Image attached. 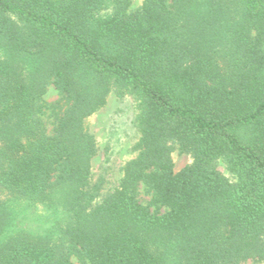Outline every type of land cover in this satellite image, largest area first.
I'll return each mask as SVG.
<instances>
[{"label":"trees","instance_id":"trees-1","mask_svg":"<svg viewBox=\"0 0 264 264\" xmlns=\"http://www.w3.org/2000/svg\"><path fill=\"white\" fill-rule=\"evenodd\" d=\"M133 3L0 0V264H264V0ZM110 96L134 155L106 190Z\"/></svg>","mask_w":264,"mask_h":264},{"label":"rangeland","instance_id":"rangeland-1","mask_svg":"<svg viewBox=\"0 0 264 264\" xmlns=\"http://www.w3.org/2000/svg\"><path fill=\"white\" fill-rule=\"evenodd\" d=\"M142 0H134L133 7L141 6ZM47 103L55 102L59 99L58 92L54 86L49 88L44 97ZM134 104L132 99L120 102L116 97L110 96L107 104L98 113L94 114L86 121V127L94 135L98 144V153L93 159V181H97L101 175L105 176V189L114 188L122 177V167L125 162L132 158V144L134 141V128L132 125ZM51 129L52 119L49 114L44 116ZM175 171H181L191 162L187 154L178 151L173 154ZM219 170L228 176L224 165L219 166ZM143 198L149 196L142 193ZM75 264H81L74 258ZM244 264H256L248 261Z\"/></svg>","mask_w":264,"mask_h":264}]
</instances>
